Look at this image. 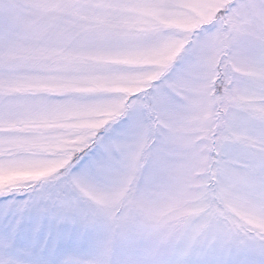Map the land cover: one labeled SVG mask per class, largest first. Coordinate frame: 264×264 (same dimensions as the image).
Instances as JSON below:
<instances>
[{
    "label": "snow or ice",
    "instance_id": "1",
    "mask_svg": "<svg viewBox=\"0 0 264 264\" xmlns=\"http://www.w3.org/2000/svg\"><path fill=\"white\" fill-rule=\"evenodd\" d=\"M0 264H264V0H0Z\"/></svg>",
    "mask_w": 264,
    "mask_h": 264
}]
</instances>
